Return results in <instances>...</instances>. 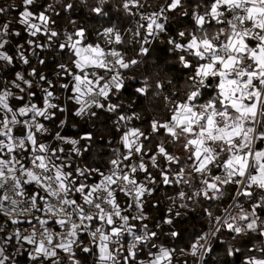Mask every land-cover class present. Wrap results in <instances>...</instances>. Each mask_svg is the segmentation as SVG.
Returning a JSON list of instances; mask_svg holds the SVG:
<instances>
[{"label": "snow or ice", "instance_id": "6c2138e0", "mask_svg": "<svg viewBox=\"0 0 264 264\" xmlns=\"http://www.w3.org/2000/svg\"><path fill=\"white\" fill-rule=\"evenodd\" d=\"M108 3L20 0L22 31L0 21V71L11 76L0 77V264H82L80 254L92 264H206L215 244L239 257L248 237L260 247L248 248L242 264H264V0H164L156 8L120 0L135 27L108 20L93 32L68 15L79 6L105 17ZM8 12L0 6V17ZM62 13L70 29L53 18ZM173 21L185 25L175 34ZM23 33L28 39L10 51V38ZM165 36L177 75L160 58L155 79L130 84L137 77L129 73ZM49 51L55 79L38 70ZM157 99L162 114L145 120L143 110ZM65 102L73 117L111 115L119 146L103 169L86 162L92 132L64 134ZM160 188L173 194L150 226L145 205ZM193 205L208 230L187 248L165 245L161 236L179 238Z\"/></svg>", "mask_w": 264, "mask_h": 264}, {"label": "trees", "instance_id": "16d2710c", "mask_svg": "<svg viewBox=\"0 0 264 264\" xmlns=\"http://www.w3.org/2000/svg\"><path fill=\"white\" fill-rule=\"evenodd\" d=\"M73 2L77 3L78 5L79 0H73ZM119 2L120 0H109V3L106 5L109 15L105 17H98L95 14H90L87 8H81L79 6L77 7L75 13H70L68 15H71L72 18L75 19L78 23H84L85 27H87L90 32H93L96 28H100L102 25L108 26V24L106 23L108 20H112L113 22L120 23V26L122 28L135 27L134 24L129 23L131 18H126L122 10L119 9L118 7ZM150 2L153 8H156L160 4H162L164 0H150ZM191 2L193 3L194 6L195 0H191ZM41 3H43V0H41ZM90 3H95V0H90ZM13 5L16 6L15 9L11 7ZM19 5H20V0H0V6L9 8L8 14L6 16L0 17V21L12 20L13 24L11 25V27L14 30L22 31L21 27L15 23V18L18 16L19 11L21 10ZM179 11L180 10H178V12ZM188 11L191 12L192 8H189ZM169 15L176 17L178 13H169ZM53 18L58 19L60 28L70 29L71 26L69 25L65 14L62 13L60 18H57L55 16ZM184 19L187 20V18ZM184 26L185 25L183 22L177 24L173 21L171 25L172 34H175L176 29L183 28ZM26 39H28L26 33H23L21 37H11L10 45H9L10 51L15 50L16 42L23 44ZM162 39L164 40V42H160V41L154 42L153 44L154 51L151 53V55L148 58H146L147 63L141 65L135 71L129 73V75L137 77V80L130 81V84L136 85L140 77L143 75H148L152 77V79H155L156 78L155 73L159 71V69H157L155 65L160 62V58H163L164 65L167 68L171 69L170 74L173 76L177 75L179 66L174 63L172 54L167 51L168 45L166 43V36L162 37ZM25 47H27V45H25ZM134 55L135 53L133 51H128V56L130 58L133 57ZM42 56L46 58L47 66H38V70L48 74L50 79H55L52 73L55 63L57 62L56 59H54L56 54L49 51L42 53ZM32 62L33 65L37 64L35 59H33ZM25 67L27 66H22L17 64L16 70H23ZM161 75L163 76L164 73L162 72ZM0 77H3L4 79H11V76H4L3 71H0ZM57 91L59 92V89ZM132 91L133 88L129 87L128 90L125 92L123 99L125 100L126 103L132 99V95H131ZM158 105H160L159 99H157L151 105L146 107L142 113L143 118L145 120L150 118L153 111H155L157 115H161L163 109L162 107H158ZM64 106L69 109L68 112H65L59 116V119H66L68 121L69 126L63 130L64 134L72 135L78 138L79 135H82L86 132H92L93 135L96 137V140L92 144L90 151L85 153V156L87 157L86 162L93 167H101L103 169L104 167H106L107 161L111 157L112 149L119 146V133H117L112 126L111 115L108 113L99 112V118L98 119L92 118L91 120H89L87 117L85 118L73 117L71 115V111L73 110L74 106L67 102H65ZM134 107H136L137 111H140L139 106H134ZM58 122L59 120H57L56 123ZM73 124L75 125V127H71V125ZM49 128L50 131L54 133L56 130V124H50ZM109 141H111V144H109ZM152 171L154 175H158L155 169H153ZM229 188H231V186H229ZM172 194H173L172 189L160 188L154 193L152 197H148V202L145 205V211L149 215L150 220L146 221V223H149L150 226H154L156 221L164 216L166 208L169 206V201L167 197ZM156 201H159V206L157 208H154L152 205ZM193 207L195 208V210L188 211L187 215L182 217L180 220V224L177 227V230L181 232L179 238L172 240L169 237L161 236V241L165 245L174 246L178 249L187 248L190 242L197 235L208 230V220L204 216L202 212V208L196 205H193ZM181 211H185V210H181ZM167 228L168 226L164 225V229L167 230ZM223 239L227 240L228 234L225 233L223 235ZM241 239H242L241 247L243 248L244 251L239 257L226 256V245H221L217 243L214 245V251L205 258L206 264H242L243 257L249 255L247 249L248 248L255 249L260 247V240L258 238H252V237L241 238ZM8 251L11 252L12 249L9 248ZM256 254L260 255L259 253ZM80 255L84 258L86 264H92V259L89 254H80ZM18 259H20L21 264H25V259H21V258ZM188 259L191 260V258ZM182 260L183 258H181V264H182Z\"/></svg>", "mask_w": 264, "mask_h": 264}, {"label": "built area", "instance_id": "2783aa9c", "mask_svg": "<svg viewBox=\"0 0 264 264\" xmlns=\"http://www.w3.org/2000/svg\"><path fill=\"white\" fill-rule=\"evenodd\" d=\"M30 191H31V189H30ZM0 219H3V218H0ZM11 227H14V226H10L9 227V231H11ZM80 258H81V260H82V264H86L85 263V261H84V258L80 255ZM91 259H93L92 257H91ZM21 264V263H20Z\"/></svg>", "mask_w": 264, "mask_h": 264}]
</instances>
